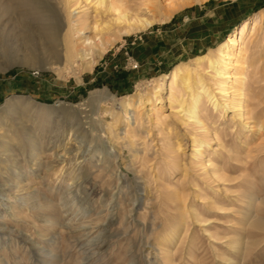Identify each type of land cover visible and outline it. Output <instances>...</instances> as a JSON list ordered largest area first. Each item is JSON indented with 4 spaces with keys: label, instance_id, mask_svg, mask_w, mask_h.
<instances>
[{
    "label": "rangeland",
    "instance_id": "obj_1",
    "mask_svg": "<svg viewBox=\"0 0 264 264\" xmlns=\"http://www.w3.org/2000/svg\"><path fill=\"white\" fill-rule=\"evenodd\" d=\"M149 8L151 26L84 69L65 64L62 39L78 17L95 38L92 3L0 0V264H264V0ZM147 36L156 54L142 62ZM228 38L235 58L245 44L224 86L234 107L204 101L201 130L170 103V74L193 75L194 58ZM138 93L126 124L120 105Z\"/></svg>",
    "mask_w": 264,
    "mask_h": 264
},
{
    "label": "bare ground",
    "instance_id": "obj_2",
    "mask_svg": "<svg viewBox=\"0 0 264 264\" xmlns=\"http://www.w3.org/2000/svg\"><path fill=\"white\" fill-rule=\"evenodd\" d=\"M83 1L86 2V5L92 3V6H94L95 21L92 24V29L96 31L95 38L97 37V41H95L94 37L85 36V30L87 28L86 19L78 17V19L75 21L76 24H74L70 29L68 28V31L63 35L62 39V55L64 56L65 64L68 65L69 68L81 64L84 66V69H90L93 64H95L101 57L102 53L107 49V47L116 41L119 36L122 34H129L134 31L146 29L156 21V17L152 13V10L151 14L149 11V4H152V0H141L138 5H132L131 3H128L127 0ZM85 8L86 6L84 9ZM144 10L146 11V14H141L140 11ZM100 16H105L106 19L99 21L98 18ZM258 24L259 19L256 18L252 22V28L250 31L251 36L255 34ZM247 27L248 26L245 23L238 30V34L241 38L246 36V32L248 30ZM235 43V38H228L226 43L219 45L217 48L211 51V53L194 58L193 68L194 71H198L194 74L192 73L193 75L187 72L185 65H177L172 70L170 74L171 81L169 85L170 92L168 99L170 103L178 102L177 104L178 107H180V112L183 111V116L186 117V123L188 121L194 122L193 125L195 124L199 127V129L204 130V128H202L203 123L199 118V112L206 110L204 101H208L215 108L221 105L227 108L234 107L232 102L228 101V99L224 98L223 96L228 94V90L224 87L227 83V79L240 78V75L233 74L231 69L241 64L239 57L242 58L245 44L238 48L237 58H235L229 49V47L234 46ZM59 57H61V55ZM225 60H228L227 64L230 65L229 67L225 65ZM201 72H204V74H207V76L201 74ZM206 82L211 83L216 90L215 92L220 95L217 94L218 96H215V94H211L204 86ZM179 84L182 85V89L178 87ZM155 87L157 88V86ZM195 88L202 89L200 91H194ZM183 91L189 92V98L183 97L186 94ZM154 93L155 90L150 92L147 98L145 97L146 101L151 103V95ZM144 102L145 99L143 95L138 93V95L135 97H127V99L121 103V116L124 117L126 124H128V119L131 117V115H129V111L134 110L136 113L135 115L139 116ZM150 109L154 110L153 106ZM200 137L203 136L200 135ZM205 141L206 140H203L202 138L200 141H196L194 145V157L197 162H200L201 160L200 157L203 154L202 148L205 144ZM197 216L198 215H195L196 218ZM255 224L259 227H264V219H257Z\"/></svg>",
    "mask_w": 264,
    "mask_h": 264
},
{
    "label": "crops",
    "instance_id": "obj_3",
    "mask_svg": "<svg viewBox=\"0 0 264 264\" xmlns=\"http://www.w3.org/2000/svg\"><path fill=\"white\" fill-rule=\"evenodd\" d=\"M198 29L200 30V32H198V33L202 34L203 30H202L201 26ZM198 33H197V35H199ZM191 41L192 40L188 41V43H194V40L192 42ZM185 44L187 45V39L185 40ZM136 49H137L136 55L138 54V58L142 62L151 61V59L155 58L156 48L153 47V43H151V37L150 36L144 37V39H142V41L137 44ZM141 51H142V53H141ZM152 51H154V53H152Z\"/></svg>",
    "mask_w": 264,
    "mask_h": 264
}]
</instances>
